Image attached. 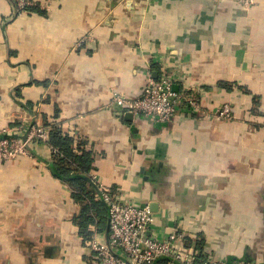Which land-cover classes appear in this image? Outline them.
<instances>
[{"label":"crops","instance_id":"crops-1","mask_svg":"<svg viewBox=\"0 0 264 264\" xmlns=\"http://www.w3.org/2000/svg\"><path fill=\"white\" fill-rule=\"evenodd\" d=\"M16 7L0 0V131L66 128L91 146L98 183L152 204V235L182 230L206 257L264 264V0ZM150 70L202 109L165 123L108 106L115 92L136 96ZM226 102L231 119L221 116ZM31 149L34 158L0 163V264H99L77 221L84 203L55 175L51 144ZM95 225L109 242V217L105 231Z\"/></svg>","mask_w":264,"mask_h":264},{"label":"built area","instance_id":"built-area-1","mask_svg":"<svg viewBox=\"0 0 264 264\" xmlns=\"http://www.w3.org/2000/svg\"><path fill=\"white\" fill-rule=\"evenodd\" d=\"M45 1L15 0L24 12L29 5L39 3L45 7ZM243 1L247 5L255 3L254 0ZM113 105L131 112L136 119L145 118L166 123L172 121L181 108L199 111L203 107L199 96L187 90H175L171 76L157 78L152 70L148 71L147 81L136 96L115 92L108 106ZM221 116L225 119L233 117L230 103L223 104ZM49 130L42 124H33L24 134L25 139L14 136L16 132L10 128L0 131V134H10L8 137H0V163L22 156L34 158L31 146L40 140L49 143ZM52 149L53 153L57 150L53 146ZM92 178L98 183L95 172ZM98 185L109 208V242L102 240L98 233L89 240L99 264H155L162 256L169 258L167 264H251L242 260L229 263L222 258L206 256L200 261L201 251L185 246L184 231L175 230L164 238L149 232L155 221V211L149 203L124 199L112 188L100 183Z\"/></svg>","mask_w":264,"mask_h":264},{"label":"trees","instance_id":"trees-1","mask_svg":"<svg viewBox=\"0 0 264 264\" xmlns=\"http://www.w3.org/2000/svg\"><path fill=\"white\" fill-rule=\"evenodd\" d=\"M32 11L42 12L46 8L41 4L29 5ZM161 78V75L157 76ZM177 91L182 90L180 84L174 82ZM166 123V122H165ZM50 130L49 143L57 150L53 153V170L55 175L69 183L76 201L83 202L82 211L77 217L80 232L85 238L91 239L96 224L100 231L108 228L109 208L102 198V190L98 183L92 178L95 172V156L91 146L86 140H81L72 135L66 128L54 124H44ZM41 141V140H40ZM96 231V230H95ZM203 239L198 247L203 250ZM205 256L201 254L199 260ZM169 258L160 257L155 264H167ZM231 261L229 260V263Z\"/></svg>","mask_w":264,"mask_h":264},{"label":"rangeland","instance_id":"rangeland-1","mask_svg":"<svg viewBox=\"0 0 264 264\" xmlns=\"http://www.w3.org/2000/svg\"><path fill=\"white\" fill-rule=\"evenodd\" d=\"M50 2H52V0H46L45 3H44V6H45L44 8H48V4ZM254 2H256V0H254ZM253 4H255V3H253ZM16 8H17L18 14H28V13H32L33 12L32 9H30L28 7L26 8V12H24L19 6H17Z\"/></svg>","mask_w":264,"mask_h":264},{"label":"water","instance_id":"water-1","mask_svg":"<svg viewBox=\"0 0 264 264\" xmlns=\"http://www.w3.org/2000/svg\"><path fill=\"white\" fill-rule=\"evenodd\" d=\"M129 114H130V115H133L132 113H129ZM8 136H10V134H0V137H8ZM14 136H18V137H21V138H23V139L26 138L25 135H20V134H14ZM150 206L152 207V204H151ZM152 209H153V210H156V209L153 208V207H152Z\"/></svg>","mask_w":264,"mask_h":264}]
</instances>
